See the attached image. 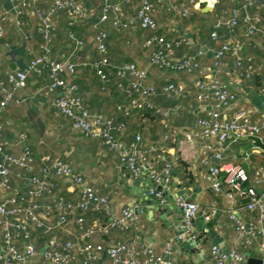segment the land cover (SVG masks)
Listing matches in <instances>:
<instances>
[{"label":"built area","instance_id":"obj_1","mask_svg":"<svg viewBox=\"0 0 264 264\" xmlns=\"http://www.w3.org/2000/svg\"><path fill=\"white\" fill-rule=\"evenodd\" d=\"M14 1L13 10L0 7V38L5 35L4 24L14 15L19 27L27 26L29 20L35 18L42 42L40 53L25 69L11 71L5 78L0 76V261L3 264H177L174 244L184 240L185 236L191 240L197 238L194 219L200 212L206 219L218 212L217 206L200 208L198 203L178 196L176 205L183 215L186 229L168 239L163 253L141 242L138 235L130 241L119 240L104 245L95 241V237L113 230L126 232L130 226L138 229L140 211L126 207L120 215L114 214L110 197L98 193L84 172L67 159L49 155L39 159L26 131L16 132L12 137L6 135L2 119L6 110L25 101L19 91L28 86L32 75L45 77L47 85L40 91L46 89L55 93L52 104L70 121L72 128L89 139L99 140L108 150L115 152L132 177L139 178L145 169L156 184L150 188V193L158 197L161 204L167 202L163 189L157 186L170 183L173 166L165 161L163 168L158 169L154 160H165L168 141L175 132H166L159 144L147 146L141 133H136L126 143L122 139L126 129L124 120L93 111L85 103L76 81L79 64L71 58L52 57L55 16L64 13L69 33L74 37V27L92 17L97 9L98 17L92 23L95 31L92 41L99 56L89 64L99 76L103 90L114 85L128 99L127 103L117 106L127 116L134 112H149L167 120L180 114L185 109L183 102L161 105L156 99L186 98L185 85L171 80L155 85L149 82L150 70L157 68L192 75L201 69L202 59L211 55L212 74L195 79L194 99L200 104L214 102L217 107L196 118L199 130L182 132L179 150L183 159H191L196 152L194 137L203 139L199 148L200 161L209 170L214 191L226 188L227 211L238 241L246 248H253L256 239H261L260 249H264V163L250 175L240 164L223 162L224 151L230 145L251 136L262 139L264 114L255 119L251 110L235 106L238 92L221 78L227 58L233 60L238 78H252L254 57L244 54L243 47L264 45V0H233L236 5L223 11L209 32V40L198 45L187 33L158 32L154 0H100L95 9L82 0H52L46 7L42 6L43 0ZM158 1L166 3L168 9L181 18L193 17L195 9L190 4L199 2L187 0L188 4L178 7L176 0ZM203 1L211 8L219 3V0ZM127 7L134 9L130 16L123 14ZM105 24L115 30L129 31L136 27L142 30L145 33L143 46L150 51L147 65L114 62L109 55L110 30L103 27ZM241 26L246 28L248 40L234 42L232 36ZM76 44L78 48L85 46L81 39H77ZM182 49L186 52L180 54ZM16 181L24 187L19 188ZM62 182L78 187V196L71 198L61 194ZM88 212H103L108 219L89 224L85 217ZM242 212L256 215L246 219ZM70 216L75 217L79 236L61 240L55 235L67 226ZM40 235L45 239L51 236L42 250L37 244ZM247 259L235 247L223 249L214 244L211 248L213 264H243Z\"/></svg>","mask_w":264,"mask_h":264},{"label":"crops","instance_id":"obj_2","mask_svg":"<svg viewBox=\"0 0 264 264\" xmlns=\"http://www.w3.org/2000/svg\"><path fill=\"white\" fill-rule=\"evenodd\" d=\"M82 1L87 6L96 8L93 0ZM51 2L52 0H43L42 6L46 7ZM97 2L100 5V0H97ZM154 2V18L159 26L158 32L161 34L187 33L194 38L196 45L208 41L210 32H206L208 27L211 30L223 11L236 5L233 0H219L217 6L211 8L203 0H199L196 5L190 4L195 9L194 16L181 18L170 11L166 3L158 0H154ZM176 4L178 7H182L188 2L187 0H176ZM14 5V0H0V7L2 8L13 10ZM97 12L98 9L93 12L92 17L84 22L92 25L98 17ZM133 12V8L127 7L124 9L123 14L124 16H130ZM84 22L74 27L75 36L72 37L64 13L55 16L52 57L57 59L71 58L79 64L76 81L79 84L80 94L85 103L93 111L114 116L118 120H124L126 129L123 131L122 139L126 143H129L136 133H141L147 146L159 144L158 142L166 132H175L168 141L165 160H154L158 169H162L165 161H168L175 171V174L170 172V183H167L164 187L162 186L167 200L165 204H168L169 207L168 212L163 215L162 212L152 209L150 204L144 203L142 192L145 191L150 180L145 169L139 178L132 177L115 152L108 150L99 140L89 139L75 131L70 121L56 111L52 104L55 93L46 89L40 91L41 87L47 85L48 81L45 77L32 75L28 86L19 91V95L25 98V101L19 106H11L6 110L2 117L6 135L12 137L16 132L26 131L30 135L29 143L39 159L45 155L67 159L75 168L84 172L88 181L98 193L110 197L114 214L120 215L126 207L135 210L137 207L140 210L137 223L138 229L130 226L126 232L113 230L107 235L96 236L95 241L108 245L119 240L130 241L138 235L141 242L153 247L156 252L163 253L168 239L185 231L182 230L183 225L179 220L180 209L177 205L176 207L171 205L174 202L176 204L178 196H182L198 203L200 208L217 206L218 212L210 219H206L200 212L194 219L197 238L199 235H203L202 247L205 256H201L200 252L197 254L192 253L190 251L192 243L197 238L191 240L185 236L184 240L177 241L173 247L174 260L177 264H213L211 248L214 244H219L223 249L235 247L248 258L264 253V249H260L261 239H256L253 248H246L238 241L234 225L227 211L229 200L226 196V188L224 186V190L214 191L211 186L209 170L200 161L199 148L203 139L197 136L194 137L196 152L195 157L191 159H183L179 150V142L183 137L182 132L185 130H199L195 123L196 118L207 115L211 109L217 107L214 102L200 104L194 99L195 79L199 76L212 74L211 55H207L202 59L201 69L192 75L172 71L164 72L158 69L157 72H154L153 69L150 70L149 82L155 85H161L168 80L181 82L185 85L188 92L186 98L178 100L176 98L172 100L156 99V103L161 105H167L175 101L183 102L185 109L180 114H175L167 120H162L159 116L147 112H134L133 115L127 116L117 106L120 103H127L128 99L114 85H111L108 90H103L99 76L93 66L89 64L96 60L99 54L92 41L93 37L90 39L93 43V45L91 44L92 50L91 46L88 45L89 43H86V30L82 26ZM205 22L209 24L208 27L204 24ZM37 26L36 19L31 18L27 26L19 27L15 23L14 15L4 24L5 35L0 38L1 77L5 78L11 71L25 69L30 60L40 53L42 39ZM103 27L110 30L108 47L109 55L114 62L118 64L135 62L142 66L147 65L150 51L143 46L145 33L142 30L138 27L129 31L115 30L109 24H105ZM175 30L178 32H175ZM224 31V29L221 30L222 33ZM77 39L84 40V48L77 47ZM232 40L240 43L246 42L248 40L246 28L244 26L238 28L236 34L232 36ZM243 51L244 54H251L254 57L252 68L254 77L252 79L238 78L233 68V60L227 58L221 78L237 90L238 99L235 106L251 110L254 118L259 119L264 114V92L258 89V84H264V45L260 44L251 48L246 46L243 47ZM184 52L186 50L182 49L179 53ZM71 134L75 135L74 139L70 137ZM262 141L264 142V134L262 135ZM44 142H51L55 148L59 144L63 151L56 152L54 149L49 148V144H40ZM251 142L252 140L248 137L230 145L224 151L223 162L240 164L250 175L253 174L255 168L264 163V149L257 146L247 148V145ZM43 146L47 147L41 149ZM192 176L194 178L193 182L190 179ZM15 183L16 185L19 183V188L24 187L21 182L16 181ZM59 192L65 196L76 198L79 191L78 187L62 182ZM242 215L248 219L256 214L254 212H242ZM85 217L89 224L108 219V216L103 212H88ZM55 236L61 240L76 239L79 232L75 217L70 216L67 226L57 232ZM47 239H51V236L45 239L40 235L37 239L40 250L46 246ZM1 246L2 233L0 232V248ZM0 264L3 263L0 261ZM232 264L242 263L235 262Z\"/></svg>","mask_w":264,"mask_h":264},{"label":"water","instance_id":"obj_3","mask_svg":"<svg viewBox=\"0 0 264 264\" xmlns=\"http://www.w3.org/2000/svg\"><path fill=\"white\" fill-rule=\"evenodd\" d=\"M250 139L252 140V142L247 145V148L257 146V147L264 149V142L262 141V139L259 136H251ZM171 173L175 174L173 167L171 168ZM154 186H156V184H154L151 180H149L147 188L145 189L144 192H142L143 201H144V203L150 204L152 209H156V210L162 212L164 215V213H167L169 210L168 204H164V205L161 204L158 197H156L155 195H152L150 193V188L154 187ZM157 188L163 189V187L159 186V185L157 186ZM171 200L174 201L173 198H171ZM171 205L173 207H176L175 202L172 203ZM139 211L140 210L136 207V212H139ZM179 220H181L180 223H182V225H183L182 230H185L186 229L185 228V222H184V218H183L182 213L179 214ZM202 238H203V235L198 236L196 241L192 243V249L190 251L192 253H195V254L200 252L202 254L201 256H205L204 249L202 247ZM198 257H199V255H198ZM199 259H201V258H199ZM243 264H264V255L260 254V255L251 256Z\"/></svg>","mask_w":264,"mask_h":264},{"label":"rangeland","instance_id":"obj_4","mask_svg":"<svg viewBox=\"0 0 264 264\" xmlns=\"http://www.w3.org/2000/svg\"><path fill=\"white\" fill-rule=\"evenodd\" d=\"M93 4H95L96 5V8L99 6L98 5V2H97V0H93ZM98 13V12H97ZM207 27H208V23L207 22H205L204 23ZM83 26V29L84 30H86V33H85V37H86V43H89L88 45L89 46H91V44L93 45V43L90 41V39L94 36V33H95V31H94V28L92 27V25L90 24V23H87V22H84V25H82ZM210 27H208V30L206 31V32H208V31H210V29H209ZM91 50H92V46H91ZM153 70H155L154 72H157L158 70H157V68H154ZM164 71V70H163ZM165 72V71H164ZM167 72V71H166ZM125 100V99H124ZM65 126H66V124H65ZM71 131H72V129H71ZM29 135V134H28ZM29 137H30V135H29ZM71 138H75V135L74 134H71V136H70ZM54 143H56V142H54ZM41 145H44V144H49L50 145V147L49 148H52V149H54V151H56V152H58V151H63L62 149H61V146L58 144V145H56L57 147L55 148V146H53L52 145V143L51 142H44V143H40ZM45 147H47V146H43V147H41V149H45Z\"/></svg>","mask_w":264,"mask_h":264},{"label":"trees","instance_id":"obj_5","mask_svg":"<svg viewBox=\"0 0 264 264\" xmlns=\"http://www.w3.org/2000/svg\"><path fill=\"white\" fill-rule=\"evenodd\" d=\"M254 77V74L252 75V78ZM251 78V79H252ZM255 79V78H254ZM259 85V87H258V89H261V91L262 92H264V84H258ZM257 85V86H258ZM149 113V112H148ZM155 116H157V115H155ZM189 177H191L190 175H189ZM191 179V182H193L194 181V178H193V176H192V178H190Z\"/></svg>","mask_w":264,"mask_h":264}]
</instances>
